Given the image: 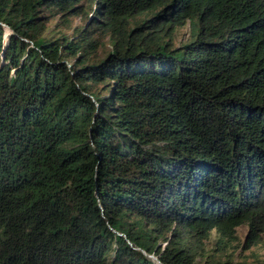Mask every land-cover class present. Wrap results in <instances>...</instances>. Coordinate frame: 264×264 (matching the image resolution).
I'll use <instances>...</instances> for the list:
<instances>
[{"label": "trees", "instance_id": "1", "mask_svg": "<svg viewBox=\"0 0 264 264\" xmlns=\"http://www.w3.org/2000/svg\"><path fill=\"white\" fill-rule=\"evenodd\" d=\"M245 222L256 239L264 0H0V264H200Z\"/></svg>", "mask_w": 264, "mask_h": 264}, {"label": "rangeland", "instance_id": "2", "mask_svg": "<svg viewBox=\"0 0 264 264\" xmlns=\"http://www.w3.org/2000/svg\"><path fill=\"white\" fill-rule=\"evenodd\" d=\"M159 9L160 8L156 7L130 15L128 27L133 28L137 26L145 18L154 15ZM86 21V15H75L68 24H64L59 17H53L48 22L45 35L59 36L64 33L73 34L75 28L85 25ZM189 38V24L179 26L174 33V45L179 46L187 42ZM104 42L105 43L98 48L94 56L95 58L104 56L106 51L110 48L111 45L107 37ZM235 229L232 236L223 238L220 243L218 242V235L215 230H213L209 237L202 238L200 241H195V245L198 246L199 251L197 260L200 264L207 263L205 260L212 258L208 256L213 254H215L218 259L221 258L222 261L231 259L234 264H264V227L257 230L258 234L256 235V239L249 236L250 226L247 222L237 225ZM166 243L167 241L165 239H161L159 242L161 246H165Z\"/></svg>", "mask_w": 264, "mask_h": 264}, {"label": "water", "instance_id": "3", "mask_svg": "<svg viewBox=\"0 0 264 264\" xmlns=\"http://www.w3.org/2000/svg\"><path fill=\"white\" fill-rule=\"evenodd\" d=\"M148 256H150V257H152V258H155V256H154V255H152V254H148Z\"/></svg>", "mask_w": 264, "mask_h": 264}]
</instances>
